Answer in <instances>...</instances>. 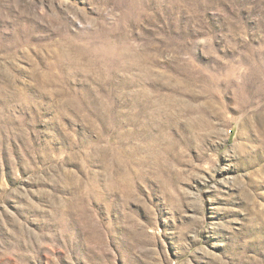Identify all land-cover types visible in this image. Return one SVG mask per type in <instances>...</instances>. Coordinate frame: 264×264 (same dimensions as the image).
<instances>
[{
  "label": "rangeland",
  "instance_id": "rangeland-1",
  "mask_svg": "<svg viewBox=\"0 0 264 264\" xmlns=\"http://www.w3.org/2000/svg\"><path fill=\"white\" fill-rule=\"evenodd\" d=\"M0 264H264V0H0Z\"/></svg>",
  "mask_w": 264,
  "mask_h": 264
}]
</instances>
